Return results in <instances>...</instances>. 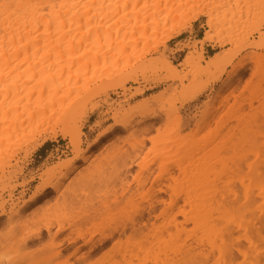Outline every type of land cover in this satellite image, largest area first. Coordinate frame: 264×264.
<instances>
[{
	"label": "rangeland",
	"instance_id": "1",
	"mask_svg": "<svg viewBox=\"0 0 264 264\" xmlns=\"http://www.w3.org/2000/svg\"><path fill=\"white\" fill-rule=\"evenodd\" d=\"M175 1H180L181 3H178L180 5L174 11L165 10L161 14V20L169 21L172 27L175 23L174 18H177V25L184 24L180 34H175L173 38L163 43L161 41H164L163 38L166 35L149 29L147 35L139 39L137 49L129 50L123 57H119L120 59L109 60L105 67L104 63H101L99 67L103 69L99 72H95L93 65L89 63L87 75L83 74L82 79L74 78L73 83L74 85L75 82L77 83L76 86L81 92L85 93L89 90L83 101L86 105L84 117L74 130L79 148L85 153L87 160L78 162L77 168L69 173L66 180H62L60 187H63L58 193H51V190L47 189L35 201H30V197L43 184L51 181V174L57 172L56 167L68 162L75 155V147L70 137L65 138L58 134L55 139H50L38 149H34L35 145L42 142L41 137H37L36 141L27 145L29 143L28 140L26 141L27 135H23L19 141V137L13 138L9 146L5 145L0 150V264H113L114 261V264L130 262L132 264H187L188 260H184L181 256L182 252L177 246L179 242L173 240L170 230L165 231L163 244L156 241L154 237L151 239L154 233L148 234L150 238H146L145 246L147 247L144 248L136 245V242L132 240L129 241V233L92 248L82 246V240L76 244L67 242L68 237L76 236L79 231L84 233L85 239L92 236L99 238L100 233L110 231L111 227L122 225L125 222L123 209L126 207L123 206L125 202L120 200V194L128 184H131L134 190L146 179L135 194V201L144 204L147 208L155 196L152 180L159 173L162 161L172 162L178 158L175 144L181 135L195 142L192 147L195 149L196 164L187 176L200 174L202 169L201 173L204 171L207 175L209 170L207 168H210V173L215 172V176L211 174L210 178L216 177L221 182L219 183V180L216 184L217 180L210 179L212 182L209 180V183L219 185L220 189L224 186H220L223 183L222 180H225L227 182L225 185L229 187V181L233 180L235 185L238 184L237 189L239 186L242 187L238 191L244 190L240 194L233 186L236 190L232 192L235 195L237 193V196L234 193L232 195L234 197L241 195V198H238L240 204L246 202L247 196L252 197L249 194L257 193L253 185L256 186L259 183H256L259 178L264 180V110L262 109L264 108V8L261 7L262 0ZM209 21L215 23V29L210 32L213 39L202 44V39L209 30L207 24ZM207 45L214 47L218 52L215 55L221 57L220 62L211 68L207 63L215 55L211 58L206 57L211 54ZM241 61L245 62L244 66L235 71ZM167 62L173 65L183 81L172 79L170 72L164 66ZM104 72L105 74L101 76ZM109 72L113 73L111 78L107 76ZM84 83L87 90L84 88ZM108 85L110 86L107 89ZM137 90L142 92L138 93ZM117 112L124 120L132 121L134 126L140 125L145 130L143 128L141 133L130 134L116 128L107 136L105 135L106 138L102 137L97 144L88 148L101 132L112 126V116ZM150 114L154 116L151 117ZM249 118L254 120L251 121ZM243 119L245 122L249 119L252 123L249 121L248 123L253 128L250 129L243 124ZM97 122L101 124L95 126ZM241 124L244 126L242 127ZM37 125V122L33 123V127ZM239 126L245 133L250 130L251 134L248 133L250 136L247 134L248 136L245 137L244 134L241 138V133L239 134L241 129H236V127L240 128ZM68 129L73 132L71 127ZM234 129H236L235 132ZM31 131L29 130L28 133L30 134ZM236 132H238L237 135H234ZM192 134L195 135L192 136ZM251 136L256 137L255 141H249L250 138L254 140ZM141 138L145 139V143L137 149L136 143ZM242 139L246 141L247 146L241 142ZM230 140H234L233 144L230 143L233 146H231L232 149L228 146ZM238 140L240 148L237 147L238 144L235 145ZM234 145L239 153H236V156H240H237V160L234 159V162L238 161L234 165L241 170L236 169L232 165L233 160L230 159V155L232 156L234 152L229 151L233 148L237 150ZM245 146L246 148H243ZM171 148L172 153L169 152ZM187 149L185 147V150ZM180 150L178 153L180 152L182 156L184 148ZM243 153L247 155L245 160L249 164L239 159L244 157ZM131 159L135 160L134 163L125 167L124 162ZM226 159L230 161V164ZM186 165L187 163L184 166ZM228 165L231 169L235 168L236 172H240L235 175V169L228 170ZM148 168H152L150 173ZM263 183L260 182L258 185L262 187V190L257 187L262 193H264ZM78 184L82 185V191L76 198L70 197L71 191ZM168 184L174 186L176 183L174 180L167 183L165 193L162 194L165 200L170 202L176 197L175 190L178 185L173 190ZM246 185L249 188L246 189ZM252 186L256 193H250ZM203 187L200 190L208 191L207 187ZM220 189L216 191H223V187ZM260 191H258L260 196L257 197L259 201L256 199L255 203H252L253 207H250L251 204L248 203L249 210L251 208L252 211H249L245 205L246 210L244 207L239 209L242 214H239V210H235L239 215L234 214L233 209H231L233 213L228 212V215H233H227L228 217L225 218L229 221L225 220L224 223L229 224L230 221H235V224L230 222L233 225L232 229L237 223L232 234L237 235L240 232L238 235H241V238L232 234L230 238L227 236L222 242L225 241L227 247L231 244L235 245L232 254L226 251L220 257L221 252L216 249L210 262L264 264V197H261ZM216 194L217 197L221 196L219 192ZM232 197L229 199L233 200L234 197ZM177 202L181 207L177 210L178 221L182 222L183 219L185 220L183 201L177 199ZM24 203H26L25 206H23ZM118 203L120 205H117ZM231 216L235 218L233 217L232 220ZM58 218L65 226V230L58 237L52 238L51 219ZM240 221L244 229L240 226L241 223H238ZM47 226L50 227V232L46 231ZM189 227L192 226L189 225ZM56 229L57 225L52 232L54 233ZM37 232H40V235L35 237L34 234ZM245 235L246 237H243ZM27 236H30L28 237L30 241L27 240ZM24 238H26L25 242ZM219 239L216 238L218 247L221 246L220 244L223 245L221 238ZM61 243L63 246L59 248L58 244ZM78 246L82 248L76 250ZM200 249H197V252L198 250L201 252ZM204 249L210 250L208 246L202 247V251ZM239 249L241 251L245 249L247 255ZM179 256L182 258L180 259ZM229 256L233 257L229 259ZM189 262L188 264L192 262L204 264L201 258H195L194 261ZM208 263L209 261L206 264Z\"/></svg>",
	"mask_w": 264,
	"mask_h": 264
},
{
	"label": "bare ground",
	"instance_id": "2",
	"mask_svg": "<svg viewBox=\"0 0 264 264\" xmlns=\"http://www.w3.org/2000/svg\"><path fill=\"white\" fill-rule=\"evenodd\" d=\"M178 3L181 2L175 0H0V150L5 145L9 146V142H11L13 138L19 137V141L22 139L23 135H27L26 141H29L27 145L32 144V142L41 137L42 142L35 145L34 149H38L43 145V143L50 139H55L58 134L65 138L70 137L71 143L75 147V155L73 158L64 164H60L58 168L56 167L57 172L55 174H51V181L43 184L40 189L30 197V201H35V199L44 194L47 189H50L51 193H58L61 190L60 188L63 187H60L62 185V180L67 178L69 173L77 168L78 162H85L87 160L85 153L79 148L80 146L74 130L76 129L77 124H79L81 119L84 117L86 105L83 104V101L85 100V95L89 93V90H87V86L84 83V88L87 91H85V93L81 92L79 87L76 86V82L74 85V78L76 79L77 77L82 79L85 75H87L89 72V70H87L89 63L93 65L95 72H99L103 69V67H99L101 63H104L105 67L109 60H115L119 57L121 58L124 53H127L129 50L133 51L134 49H137L139 39L144 38L143 36L147 35L149 29H152L154 32H161L165 34L166 36L163 38L164 41H161L163 43L173 38L175 34H180L184 29V24L177 25V18H174L175 23L172 24V27H170L169 21L163 22V20H161V14L167 9L174 11L176 7L180 5ZM207 24L209 25V30L202 39V44L207 41H212L213 39L210 32L215 29V23L213 21H209ZM220 60L221 57H217L215 55L207 63V65L211 68L217 65ZM244 64V61L239 62L235 71L236 69L238 70L243 67ZM164 66L166 67V70L170 72L172 79H179L183 81V78L171 63H164ZM104 74L105 72L101 76ZM112 75L113 73H107L109 78H111ZM109 86L110 85L107 86V89ZM137 92L140 93L142 90H137ZM262 109L264 110V108ZM150 116L152 117L154 115L150 114ZM249 119H247L246 122L244 120L243 124L249 126L251 129L253 127L250 126V123H248ZM112 120V126L101 132L88 148L97 144L102 137H105V135L107 136L109 132H113L116 128H120L122 131L129 132L130 134H138L141 133V131L143 132L144 127L142 128L140 125L134 126L132 121L124 120L118 112L113 114ZM35 122H37L38 125L33 127V123ZM100 124L101 122H97L95 126ZM241 126L243 127L244 125L241 124ZM69 127L73 129V132L69 131ZM242 127H236V129H241V132H239V134L241 133L240 137L242 138L244 134L245 137L248 135L250 136V130L248 129V133L250 134L245 133ZM222 129H224V127H222ZM236 129H234V132ZM29 130H32L30 134L28 133ZM221 132L222 131H220V133ZM237 133L238 132L233 134L237 135ZM194 135L192 134V136ZM181 136L178 137L176 141L177 143L175 144L177 149V152L176 150L175 152L178 158L175 155L177 158L175 161H162L159 166V173L152 180V189L154 190L155 196L154 200L149 203L147 208H145L144 204L137 203L135 201V194L140 190L142 183L146 179L139 183L134 190L132 189L131 184H128L120 194V200L125 202V205L123 206L126 207H123L125 208L123 209L125 222L120 226L111 227L112 229L110 231L108 230L100 233L99 238L92 236L89 239H85L84 233L79 231L76 233V236L67 238L68 244H76L82 240V246H89L92 248L97 244L106 243L114 238L119 239L129 233V241L132 240L136 242V245H141L142 248H144L147 247L145 245L147 244L146 238L149 237L148 234L154 233L153 236L150 234L151 239L154 237L156 241L162 243L165 231L170 230V235H172L173 240H177L179 242L177 246L182 252L181 255V252L178 249V253L180 252L179 255L183 256L184 260H188V262L190 261L189 263H191L192 260L194 261L195 258H201L203 259L204 264L208 261L210 264H214L210 262V259L213 257L216 249L221 252L220 254L216 251L219 255H221L220 257H222V254L226 251H229L230 253H228L231 255L235 245L233 246L231 244L233 247L231 245L227 247V243L222 241L225 240L227 236L230 238L232 232L234 233L237 223L234 229H232L233 225L230 223L232 221H230L229 224H225L226 222L224 223V221L227 220L228 222L229 220L226 218L233 215H228V212L232 211L231 209H233L235 214V210L238 211L243 207L245 209L246 206L249 210V204H251L250 207H253L252 203L254 204L255 200L258 199L257 197L260 196H258V191L260 190H258L257 187H260L262 190V187L258 185L260 182L263 183L262 181L264 180L263 178H259L256 181V183H259H255L256 186L253 185L254 183L252 184L256 187L257 193L253 186L250 193L255 192L257 196L256 194H249L253 198L247 196L246 202L242 201L245 203L240 204L238 198L241 195L238 194L239 197H234L235 193L232 192V190L234 191L237 189L236 186L238 187V184L235 185L233 180L229 181V185L231 187L230 190V187L225 185L227 182L224 180V183L222 180L223 183L220 184V186L224 185L222 186L223 191L221 190L222 187L220 189L219 185L216 186L221 191H216L218 188L212 184L211 186L209 183V180L211 179L210 175L212 174L210 173V168H207L209 169L207 170V175L204 171L203 173L205 175L201 173L202 169L200 171L201 176L200 174H195L190 177L187 176L189 171H192L195 167L194 164H196L195 149L192 147L195 142L193 139H189L187 136L185 137V135L184 137ZM255 138L256 137H254V140L250 138L249 141L253 142L255 141ZM241 142L245 143L246 141L244 142L242 139ZM144 143L145 139L141 138L137 141L135 148L139 149L144 145ZM230 143L233 144L234 140H230L229 144ZM238 143H240L239 140L235 143V145ZM231 144L227 145L232 149L233 146ZM246 146L243 148H246ZM175 147L172 148L174 149ZM185 147L188 149L185 150ZM237 147L240 148L239 144ZM172 148L169 150L170 153H172ZM181 148L182 150L184 148L182 156L180 155V152L178 153V151H181ZM238 148L237 150L233 148V150L229 151L234 152L232 156L230 155V159L233 160V162L235 158L237 160V156L240 157L239 155L236 156V153L239 154L237 152ZM244 154L245 153H243V155ZM246 156L247 155H244V157H242L241 155L242 158L239 159L245 160L247 158ZM183 160L186 161L184 162ZM226 160L228 161V159ZM134 161V159L125 161V167L129 165L131 166ZM246 161L247 160H245V162ZM229 162L230 161H228V164H230ZM186 163L187 165L184 166ZM221 163L223 164V162ZM236 163H238V161L233 164L231 162L232 165ZM225 165L227 166L226 162ZM235 167L236 169L238 168L237 166ZM229 168L231 169L230 165H228V170H230ZM252 168L254 169L255 167ZM232 169L235 168L232 167ZM236 169L234 172L236 173L235 175L240 172H236ZM238 169L241 170V168ZM148 171L150 173L152 168H148ZM241 172L244 173V171ZM214 173L215 172H213V174ZM228 175L229 174H227V176ZM213 176H215V174ZM229 179H227V181ZM171 180H174L176 183L174 186L168 184L171 189L174 190L175 187L177 185L178 186L175 190L176 197L171 199L170 202H167L162 194L165 193V187H167V183H170ZM211 180L215 181L217 178L214 177ZM211 180L210 182H212ZM219 180L215 183L217 184ZM165 181L167 182L166 184ZM220 182L221 180L219 183ZM231 183H233L232 186ZM233 186L236 189H234ZM246 186V189L249 188ZM202 187H207L206 189H208V191L205 189L200 190ZM240 187L241 186H239L238 189H240ZM210 188L213 189L214 192H211L213 190ZM238 189L237 192L240 194L244 191H238ZM81 191L82 185L78 184L71 191L70 197L76 198ZM216 192H219L221 196L218 195L217 197L216 195L218 193L216 194ZM228 192L230 194H228ZM232 193H234V195H232ZM246 193L248 194V192ZM261 194V197L263 198L264 193L261 192ZM227 195L231 196L228 197ZM235 196H237V193ZM231 197L233 200L229 199ZM177 199H182L183 201V216L185 217V220L183 219L182 222L178 221L179 214L177 210L181 207L179 206ZM25 204L26 203H24L23 206H25ZM117 205L120 204L118 203ZM104 207L107 208V206ZM258 207H256V209ZM249 211H252L251 208ZM239 214H242L241 211ZM245 215L246 214L244 213V216ZM231 217H229L230 220ZM256 217L258 219V216ZM54 220L51 219L52 238L58 237L65 230V226L59 218L55 221ZM238 223H241V221ZM55 225H57V229L53 233L52 229ZM189 225L192 227L190 228ZM240 226L243 227V223H241ZM46 231L50 232L49 226L46 227ZM253 231L255 232V230ZM39 233H35V237H38L40 235ZM239 233H237V235L235 233V235L241 238V235H238ZM233 235L234 234H232V236ZM246 235L243 237H246ZM28 237L30 238V236H27V240ZM216 238H218V240L221 238V243H223V245L220 244L221 246L218 247ZM233 238L237 239L236 237ZM25 239L26 238H24L23 241ZM156 241L154 242L155 244ZM232 241L230 242L232 243ZM62 246L63 243L60 245L58 244L59 248ZM82 246H78L76 250H79ZM205 246H208V249L210 250L207 251L204 249V251H202V247ZM197 249H200L201 252L199 250L197 252ZM244 250L242 249V251ZM210 251L211 253H209ZM239 251L241 250L239 249ZM243 253L246 252L244 251ZM123 257L125 256L123 255ZM231 257L233 256H229V259H231ZM181 258L182 257H180V259ZM216 260L219 261V258ZM213 261L215 260L213 259ZM114 263L115 261L113 264ZM198 263L200 264L202 262ZM129 264L132 263L130 262ZM191 264L195 263L192 262Z\"/></svg>",
	"mask_w": 264,
	"mask_h": 264
},
{
	"label": "crops",
	"instance_id": "3",
	"mask_svg": "<svg viewBox=\"0 0 264 264\" xmlns=\"http://www.w3.org/2000/svg\"><path fill=\"white\" fill-rule=\"evenodd\" d=\"M194 30H195V27H194ZM199 39H200V38H199ZM181 40H182V39H180V41H181ZM207 46L209 47V50H211V54L207 55L206 57L211 58V57H213L216 53H218L214 47H212V46H210V45H207Z\"/></svg>",
	"mask_w": 264,
	"mask_h": 264
},
{
	"label": "snow or ice",
	"instance_id": "4",
	"mask_svg": "<svg viewBox=\"0 0 264 264\" xmlns=\"http://www.w3.org/2000/svg\"><path fill=\"white\" fill-rule=\"evenodd\" d=\"M261 7L264 8V0H262Z\"/></svg>",
	"mask_w": 264,
	"mask_h": 264
}]
</instances>
